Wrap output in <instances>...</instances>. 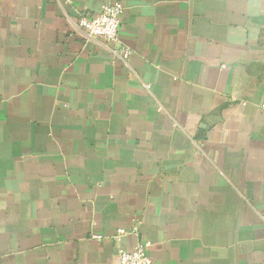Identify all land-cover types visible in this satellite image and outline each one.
<instances>
[{"label":"crops","instance_id":"obj_1","mask_svg":"<svg viewBox=\"0 0 264 264\" xmlns=\"http://www.w3.org/2000/svg\"><path fill=\"white\" fill-rule=\"evenodd\" d=\"M103 1L0 0V264H264V0Z\"/></svg>","mask_w":264,"mask_h":264},{"label":"built area","instance_id":"obj_2","mask_svg":"<svg viewBox=\"0 0 264 264\" xmlns=\"http://www.w3.org/2000/svg\"><path fill=\"white\" fill-rule=\"evenodd\" d=\"M124 5L120 1L104 0L99 10L93 13H83L77 21V26L89 38L102 41L107 45L114 57L127 61L132 51L120 44V29ZM126 229H118L116 239L122 241L126 235ZM92 238L102 241V234H93ZM149 241H141L135 249L128 251L120 249L118 264H153L151 256L148 254Z\"/></svg>","mask_w":264,"mask_h":264}]
</instances>
